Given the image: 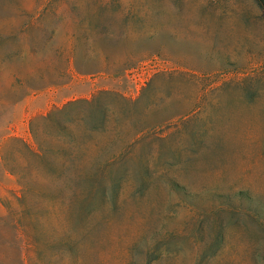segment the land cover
I'll return each mask as SVG.
<instances>
[{
	"label": "rangeland",
	"instance_id": "rangeland-1",
	"mask_svg": "<svg viewBox=\"0 0 264 264\" xmlns=\"http://www.w3.org/2000/svg\"><path fill=\"white\" fill-rule=\"evenodd\" d=\"M0 264H264V0H0Z\"/></svg>",
	"mask_w": 264,
	"mask_h": 264
},
{
	"label": "trees",
	"instance_id": "trees-1",
	"mask_svg": "<svg viewBox=\"0 0 264 264\" xmlns=\"http://www.w3.org/2000/svg\"><path fill=\"white\" fill-rule=\"evenodd\" d=\"M84 102H90V101H84ZM78 102H70V103H68V104H66L65 106H63L62 108H56L55 110H54V112H52V113H50L49 115H47V117L46 118H48V117H51L53 114H55V113H62L64 110H66L68 107H71V106H74V105H76ZM81 103V102H80ZM46 118H44L43 117V119H46Z\"/></svg>",
	"mask_w": 264,
	"mask_h": 264
}]
</instances>
